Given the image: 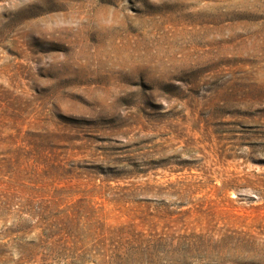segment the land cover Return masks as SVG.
Returning <instances> with one entry per match:
<instances>
[{
    "label": "rangeland",
    "instance_id": "374dc122",
    "mask_svg": "<svg viewBox=\"0 0 264 264\" xmlns=\"http://www.w3.org/2000/svg\"><path fill=\"white\" fill-rule=\"evenodd\" d=\"M0 264H264V0H0Z\"/></svg>",
    "mask_w": 264,
    "mask_h": 264
}]
</instances>
